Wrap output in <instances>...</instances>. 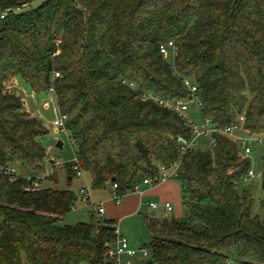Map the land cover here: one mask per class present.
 Returning <instances> with one entry per match:
<instances>
[{
	"label": "trees",
	"instance_id": "obj_1",
	"mask_svg": "<svg viewBox=\"0 0 264 264\" xmlns=\"http://www.w3.org/2000/svg\"><path fill=\"white\" fill-rule=\"evenodd\" d=\"M36 1L0 0V264H107L115 222L89 214L61 225L78 196L24 190L43 180L38 139L48 130L25 110L16 81L36 95L53 89L91 189L115 184L124 196L146 179L155 185L158 168L178 160L177 138L191 137L182 117L151 100H188L184 79L197 87L202 121L227 128L243 116L247 136L264 135V0H41L24 9ZM168 41L174 57L159 52ZM203 148L182 158L175 179L184 220L143 216L142 248L153 264L234 255L264 264V199L253 217L250 191L238 189L249 161L223 135Z\"/></svg>",
	"mask_w": 264,
	"mask_h": 264
},
{
	"label": "rangeland",
	"instance_id": "obj_2",
	"mask_svg": "<svg viewBox=\"0 0 264 264\" xmlns=\"http://www.w3.org/2000/svg\"><path fill=\"white\" fill-rule=\"evenodd\" d=\"M41 0L32 3L31 5L25 6L24 9H29L37 6ZM14 92L24 102L25 110L31 115L38 118L44 127L48 130V134L41 136L38 141L44 147L47 152L48 158L44 165L43 180L39 185L40 188H49L55 191H71L78 196L79 189L85 188L89 193V200L82 201L78 196V200L75 203L73 209L64 217H62L61 225H75L77 223L89 222V214H93L94 217L103 222V217H98L95 214V209L99 205L100 200H108L113 197L109 187L100 190H92L90 183L88 182V174H84L79 179L72 177V181L68 183L67 170L64 165L66 163H73L74 152L73 147L70 143V138L67 134L56 133L52 127L53 121L58 117L59 111L55 102V98L52 92H45L41 94H34L32 90L24 84L22 81L17 80L14 85ZM185 117H187L192 123L197 125L201 124L202 118L199 113L197 103L193 101L188 109L185 110ZM235 136L240 139L247 138L246 133L242 130L234 132ZM262 140L260 143L251 140L247 144L250 148V153L245 155L249 161V169L252 170L254 176L245 181L241 182L238 189L244 188L249 190L253 197V205L251 208V215L253 217L262 218V210L260 202L264 199V191L262 190V171L264 164V135L259 136ZM60 141L62 148L57 149L56 143ZM205 141L199 140V147L204 149ZM239 148L242 149V144L239 143ZM54 176V180L50 177ZM174 180V179H172ZM176 181V180H174ZM178 183V181H176ZM179 184V183H178ZM180 185V184H179ZM182 205V198H181ZM146 211V212H145ZM140 214L133 217H126L118 221L117 232L120 237H123L128 243H132L135 248H141L146 246L149 242V235L146 232L145 225L143 223V216H149L152 210H145ZM183 211V206H182ZM167 218H172V214L166 212ZM159 211L154 212L155 218H160ZM180 221L184 220L182 216ZM119 230V231H118ZM130 261V260H129ZM232 264H242V262H250L257 264V260L253 256L248 257H237L232 256L229 260Z\"/></svg>",
	"mask_w": 264,
	"mask_h": 264
},
{
	"label": "built area",
	"instance_id": "obj_3",
	"mask_svg": "<svg viewBox=\"0 0 264 264\" xmlns=\"http://www.w3.org/2000/svg\"><path fill=\"white\" fill-rule=\"evenodd\" d=\"M17 11V10H16ZM6 15L5 13H2L0 15V19H3ZM160 54H162L164 57L168 56L169 54L174 57L176 55L175 52V46L173 41H168L167 44L160 46L159 48ZM59 75L57 73H54L53 78L58 77ZM184 88L189 93V99L188 100H159L152 98L153 102L157 103L160 107L166 108L168 110H171L175 113H177L182 119L185 121L186 125L190 129L191 137L189 139H185L183 137L177 138L178 143V160L176 163H174L172 166L166 168V167H159L158 168V175L154 179L156 184L164 183L171 179H176L179 171H180V162L182 158L190 153L191 151L195 150L199 147V140L203 139L205 140L206 145L209 147L215 146V135H223L229 138H232L233 140L237 141V143L242 144V151L244 155H247L250 153V148L247 144L251 140L256 141L260 143L262 140L258 136H247V138L240 139L239 137L235 136L234 132L238 130H242V123L244 121L243 116H240L238 118V121L236 124H234L231 127L227 128H221L218 127L216 124H214L209 118L203 119L201 124L197 125L195 123H192L187 117H185V110L188 109V106L195 101L200 107L199 99H198V91L196 85L188 79L183 80ZM50 92L53 93V89L50 88ZM151 97H145V99H150ZM66 122L67 117L59 112L58 117L53 121L52 127L54 129V132L56 133H63L67 134L69 136L68 131L66 130ZM70 143L73 147V152L76 148V141L72 139L70 136ZM247 143V144H246ZM72 171L74 172V177L80 178L83 176V172L80 170L77 164H75V157L73 161ZM7 172L14 175V178H17V174L14 169H7ZM254 176V173L252 170H248L246 174L243 175L242 181L245 182L249 179H251ZM144 185H154L153 181L151 179H146L143 181ZM39 189V183L37 180L33 181L31 184L27 185L24 190L29 191H35ZM110 189L113 191V201L115 203H119L123 196H118L115 194L116 185L113 184L110 186ZM78 196L81 198L82 201H88L89 193L85 188L79 189ZM149 207L151 209H155L157 207L156 204H149ZM163 208L166 212H170L172 210L169 203H164ZM103 209L99 205L95 209V214L98 217H101L103 215ZM116 239L115 242L107 248L106 257L108 261L111 264H130L129 260H136L132 264H146V262L149 259V252L145 248H134L131 247L128 242L123 238L120 237L117 229L115 230ZM223 264H232L229 260L225 261Z\"/></svg>",
	"mask_w": 264,
	"mask_h": 264
},
{
	"label": "crops",
	"instance_id": "obj_4",
	"mask_svg": "<svg viewBox=\"0 0 264 264\" xmlns=\"http://www.w3.org/2000/svg\"><path fill=\"white\" fill-rule=\"evenodd\" d=\"M71 181L72 178L68 179V183ZM88 182L90 183V178ZM109 190L111 191V194H114L110 187ZM180 201V185L171 179L164 183L155 185L142 184L136 191L124 195L119 203H115L113 201V197L106 201L100 200L98 203L104 212L101 218L103 217L104 220L115 222L116 229H118L117 224L119 220L125 219L126 217H133L145 210H152L154 212L159 211L161 215L158 219L167 218V213L163 208L164 203L170 204L172 210L169 213L172 214V218L179 220L183 216ZM149 204H156L157 207L155 209H151ZM154 212H151L149 216L154 217ZM128 244L131 247H134L132 243ZM135 261L136 260H130L129 263L132 264ZM23 264L27 263L24 262Z\"/></svg>",
	"mask_w": 264,
	"mask_h": 264
},
{
	"label": "water",
	"instance_id": "obj_5",
	"mask_svg": "<svg viewBox=\"0 0 264 264\" xmlns=\"http://www.w3.org/2000/svg\"><path fill=\"white\" fill-rule=\"evenodd\" d=\"M56 148H57V149H61V148H62V143H61L60 141H58V142L56 143ZM107 264H111V263H107ZM146 264H153V262H152L151 260H148V261L146 262Z\"/></svg>",
	"mask_w": 264,
	"mask_h": 264
}]
</instances>
